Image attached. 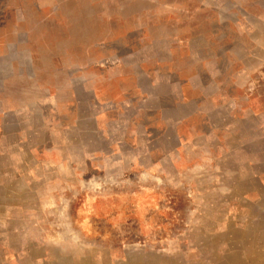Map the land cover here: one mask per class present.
<instances>
[{"label":"rangeland","instance_id":"374dc122","mask_svg":"<svg viewBox=\"0 0 264 264\" xmlns=\"http://www.w3.org/2000/svg\"><path fill=\"white\" fill-rule=\"evenodd\" d=\"M0 264H264V0H0Z\"/></svg>","mask_w":264,"mask_h":264}]
</instances>
